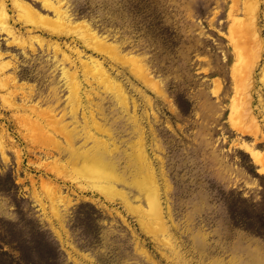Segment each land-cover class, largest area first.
Masks as SVG:
<instances>
[{
	"label": "rangeland",
	"instance_id": "1",
	"mask_svg": "<svg viewBox=\"0 0 264 264\" xmlns=\"http://www.w3.org/2000/svg\"><path fill=\"white\" fill-rule=\"evenodd\" d=\"M5 1L15 17L9 0ZM65 1L69 13L89 22L122 53L139 55L164 95L136 78L126 62L107 59L83 47L74 36L58 40L38 30L29 33L14 22L26 43L31 35L42 37L40 45L32 38L30 49L10 45L0 32L3 59L15 65L7 73L14 72L28 86L23 89L28 106L16 111L12 102L23 103L22 94L13 98L2 87L4 75L0 76V136L7 146L6 160L0 153V264H264V168L244 146L251 145L264 157V0ZM255 1L257 10L247 11ZM234 18L246 23L254 19L258 28L261 45L247 46L240 40V51L249 52L256 63L249 75L243 71L247 61L232 46L238 25ZM56 41L75 58L86 115L91 108L85 94L97 92L92 107L109 129L110 136L102 137L110 148L117 147V168L125 179L117 187L126 193L132 210L119 197L109 199L75 187L68 178L76 177V168L64 156L58 159L53 145H45L52 155L44 153L46 147L39 151L35 127L27 125L28 130L20 121L31 104L54 107L58 116L68 112L65 122L71 121L62 67L72 70L75 65L54 52ZM75 47L82 58L104 61L127 94V109L103 87L87 83ZM240 69L245 75L237 79L235 70ZM232 101L243 114L232 112ZM77 119L80 129L82 109ZM57 139L65 144L62 137ZM136 148L143 149L155 171L165 212L162 233L146 224L150 220L143 212L146 201L133 184L131 153ZM54 158L58 160L53 164ZM52 196L60 201L52 204Z\"/></svg>",
	"mask_w": 264,
	"mask_h": 264
},
{
	"label": "bare ground",
	"instance_id": "2",
	"mask_svg": "<svg viewBox=\"0 0 264 264\" xmlns=\"http://www.w3.org/2000/svg\"><path fill=\"white\" fill-rule=\"evenodd\" d=\"M9 4L12 7V11L14 12L15 17L10 15V7H8L7 1L0 0V32H3L6 35V37H8L10 39L8 41L10 43V45L13 44V45L21 46L23 48L29 47L30 49H32V47L34 46L32 44L33 40L37 41L39 43V45L42 44V39H41L42 37L40 38L39 34H38L39 36H37V35H31V37L29 36L30 39H29V41L27 40L29 43L28 42L26 43L25 42L26 38L25 39H24V37L22 38L20 32L17 29H15L14 22L20 23L22 26L26 27V30H27V32L29 31V33L38 30V31L45 32L48 35L56 36V38L57 37L59 38L60 36H64V37H68V38H69V36H74L78 40L81 41V43L83 44V47L85 46L87 49H89L95 53H98L99 55H102L103 57H105L107 59L112 58V59H115L117 62H122V63L126 62L129 66L128 70L136 78H138L140 81H142L148 87H150L152 90L156 91L158 94L164 95L163 89L158 84L157 80L152 76V74H150L149 69L147 68L144 61L140 58L139 55L132 54V53H125V52L122 53L120 48L118 47V45L110 43V41H108L103 35H100L91 26V24L89 22L76 19L73 16V14L69 13L68 9L65 8L66 4H67V2L65 0H29V1H27V0H9ZM37 4L39 5V7H36ZM257 8H258V1H255L252 3L251 6L249 5V7L247 8V11L254 13L257 10ZM247 11H246V13H247ZM249 12L247 15H249ZM235 20H237V19H235ZM237 22H238V25L237 26L235 25L236 27L234 26L236 28L237 35L235 38H231V40L233 39V45L232 46L235 47V50H236L238 57L240 59H243L244 62L247 61L246 64L242 63L243 67L245 69V70L243 69V71L246 75H249L251 72V68L253 67L252 65L254 63V62L252 63L251 59L254 60V58H252V56L249 52L245 53V51H240V49L243 48V46L241 47V45H242L241 41H243V43L247 46H252V45H261V40L258 38L259 32L257 33L258 28L256 29L254 19L250 23L244 22L243 19H242V21L237 20ZM233 25H234V23H233ZM32 38H33V40H31ZM48 41H50V40H48ZM57 41H56V43H57ZM6 45H8V44H6ZM58 45H59L58 43H57V45H53L54 52L60 53L62 55V58H61L62 61H64V62L67 61L70 63V65L71 64L75 65L72 70L66 68L65 66L62 67V77L65 79L66 85H67V88L69 91L68 104L70 105L69 117H71V121L65 122V117L68 114V112L63 111L58 116L59 113L58 112L55 113L54 107L42 108V107H40L38 105H34V104L33 105L31 104V106L28 107V109L30 110L29 114H24V115L20 114V121H22V123H24V124L26 123V125L24 127L28 128V130L30 129L28 127L29 125L33 126L32 128L35 127L34 131H36V133L34 132L33 134H34V136L36 134V136L34 137V138H36L35 142L37 140H40V143H39V141H37V143H39V144L35 143L36 148L38 147L39 151H40V149H41V151L44 150V148L46 147L45 145H47V146L53 145L52 147L55 149V151L57 150L58 159L61 158V156H64L65 159H67V162L70 163L72 167L74 166L76 168L74 170V171L78 172V174L75 172L76 177L75 178H72V177L68 178L72 182H75L77 184L75 187L79 186L82 189L86 188V189L93 190V192L97 191L96 193H100V194L102 193V195H104L106 198H109V199H114L116 197H119L123 200V202H125L127 204V208H128L129 207L128 204H129L130 200L128 201L127 195L124 192V190L119 189L117 187V185L119 183H125V179L123 178L122 173L120 174L118 172V168H117L118 159L115 156V152H116L117 147L114 146V147L110 148L109 143L107 142L106 138L102 137L103 135L110 136V132H109V129L103 123H101L98 120L96 113L94 112V109L92 107V104H94V105L97 104L94 101V94L97 95V92L95 91L94 93H86L85 94L86 101L88 102V104L90 105V108H91V109H89V115H86L85 114V106L82 104L83 100H82V96H81L82 95L81 82L78 78V73H77V69H76L77 68L76 61L74 60L75 58L71 59L73 56L70 58V56L68 54L66 55V52H64V50H61V48ZM77 45H78L77 47H79V44H77ZM247 46H246V48H247ZM51 47H52V45H51ZM64 47H68V45L67 46L65 45ZM249 49L251 51V48H249ZM255 49H253V50H255ZM73 51L75 52V54L77 56V59L79 62V67L82 69V72L84 74V78L87 81V83L88 84L95 83L97 86L103 87L102 90L105 93H110L120 106L127 109V106H128V98L126 96L127 94H125V91H124L123 87L120 85V82L118 83L117 81H115L114 78L110 75L108 69L104 65V61H101V60H99V58L97 59L94 57L82 58L81 56L83 53L76 47L73 48ZM260 51L263 52V50H260ZM257 53H258V51H257ZM257 58L258 57L255 54V59L257 60ZM243 60H242V62H243ZM255 64L256 63H254V65ZM14 66L15 65H13V63L10 60L6 61L3 59V52L0 49V76L4 75L1 78V81H2L1 84L3 85V86L2 85L1 86L6 88L7 90L11 91V92H9V91L8 92L12 94L11 96H13V98L16 94H18V92H21L23 103L15 104L14 102H12L13 103L12 106H14L13 108H15L14 110L20 111V110H23L25 108V107L23 108V106L26 105L25 101L27 100V96L24 95L25 93L23 94V92H24L23 89L28 87V86H27V84L21 83V81L17 78V76L14 74V72L7 73V70L14 69ZM241 70L242 69H240V71ZM240 71L235 70L236 74H234V76L236 77L239 74H244V73H242L243 71H241V72ZM262 78H264V67L262 69ZM244 79H246V78H244ZM243 83H244V80H243ZM216 90H218V89L216 88ZM244 91H246V90H244ZM215 92H217V91H215ZM249 92L250 91H248L247 93H249ZM13 98H11V99H13ZM148 100H150V99H148ZM235 100H237V99H235ZM149 104L150 103H148L147 105H149ZM134 105H135V107L137 106L136 104H134ZM26 106H28V105H26ZM263 108H264V106H263ZM79 109H82L83 122L81 124V128L77 129L76 123H78V121H79L77 119V112ZM231 109H232L233 113L234 112L235 113H240V112L242 113L243 112L242 107L236 105L234 101H232V108ZM248 109H250V108H248ZM144 115H145V112H144ZM238 115L239 114H237L236 117H238ZM246 116L247 115H245V117ZM16 117H17V115H16ZM132 117L135 120L134 114L132 115ZM250 118L251 117L249 116L248 119H250ZM240 122L242 123V120L239 121V124H240ZM237 124H236V126H237ZM240 125H239V127H237L238 129H240ZM255 125H257V124H255ZM247 126H249V125H247ZM79 130H81L80 134H79ZM143 130H144V128H143ZM247 131H249V130H247ZM249 133L250 132H248V134ZM241 134H242V132H241ZM58 136L62 137L64 139L65 144L63 146H61V142L57 139ZM79 139L83 140V141H81L79 144H76V141ZM30 140H33V139H30ZM41 140H43L44 144L41 142ZM111 141H112V139H111ZM5 142L6 141L3 140V137L1 138V136H0V153L2 154V157L6 160V148H7V146H6ZM140 146H143V144ZM244 146L247 149V151L250 152L254 161L259 163V165L261 164V166L264 168V157L260 155L258 150L254 149L251 145L247 146V144H244ZM46 149L47 150H45L44 153L46 155H50L52 152H50V150H48L47 147H46ZM133 150H134V148H133ZM132 153H131V156H132L134 164H135V165H133V166H135L134 172L136 173V175L133 178L134 179L133 184L138 188L139 192L142 193L143 198L146 201L145 204L147 206V208L145 207L146 208L145 211H143L144 209H142V211L146 212L150 218V220L146 224H148V225L151 224L152 227L156 228L159 232L162 233L163 231H165V223H164V218H163V215H164L163 212L164 211L162 212V208H161L162 204L160 203V200H159V190H158V185L156 182V177L154 175L155 171H153L154 168L151 167V165L148 161V159L150 160V158L147 159L142 148H139V149L136 148L135 151ZM159 158H160V156H159ZM58 159L54 158L53 164ZM160 160H162V159H160ZM152 163H153V161H152ZM56 165L58 167V164H55V166ZM44 168H46V167H44ZM52 170H53V168H52ZM49 171H50V169H49ZM51 171H50V173H52ZM74 175L75 174H73V176ZM77 175H78V177H77ZM56 176L58 177L59 175L58 174L55 175V179H57ZM82 182L85 184L84 186L82 185L83 184ZM130 185H131V183H130ZM58 198H59V196H55V197L52 196L51 201H54V203H52V204H56L57 200L60 201V199H58ZM161 201H163V200H161ZM133 207L135 208L136 206H132V208ZM165 210H167V209H165ZM146 213H145V215H146ZM139 220H141V219H139ZM146 221H147V219H146ZM142 223H144V222H142ZM148 225H145V226L148 227ZM145 226L143 228H145ZM154 235H156V234H154ZM251 261H252V259H251Z\"/></svg>",
	"mask_w": 264,
	"mask_h": 264
}]
</instances>
